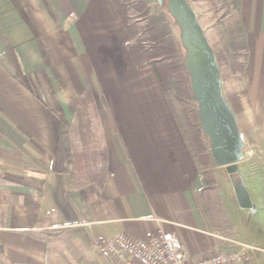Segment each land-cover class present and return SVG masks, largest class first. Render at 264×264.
<instances>
[{
    "label": "crops",
    "instance_id": "crops-1",
    "mask_svg": "<svg viewBox=\"0 0 264 264\" xmlns=\"http://www.w3.org/2000/svg\"><path fill=\"white\" fill-rule=\"evenodd\" d=\"M239 18L248 58L240 81L226 62L222 92L255 144L264 142V0H239ZM127 42L110 0H0V264H98L89 235L142 237L159 224L190 261L244 242L200 205L202 176ZM86 90L95 136L83 142L75 114ZM86 149L104 153L90 161L98 170L105 159L101 186H75L73 156ZM60 231L76 235L71 253Z\"/></svg>",
    "mask_w": 264,
    "mask_h": 264
},
{
    "label": "trees",
    "instance_id": "trees-1",
    "mask_svg": "<svg viewBox=\"0 0 264 264\" xmlns=\"http://www.w3.org/2000/svg\"><path fill=\"white\" fill-rule=\"evenodd\" d=\"M197 14V20L209 43L218 41L233 78L240 81L248 58L245 31L239 18V0H188ZM127 34V50L137 69L151 68L174 120L185 140L188 150L203 179L200 205L209 219L218 227L230 228L231 223L221 209H214L222 218H214L212 204L217 200L213 177L212 156L208 149L197 113L191 84L183 64L184 49L175 33L165 6L156 0H110ZM132 10V13H130ZM174 21V19H173ZM175 23V22H174ZM90 92L86 90L78 103L75 119L78 136L83 142L93 140L90 108ZM94 147V146H93ZM96 148V146H95ZM94 152V153H93ZM104 155L96 149L74 153V183L81 187L90 183L101 186L105 178L106 163L98 170L92 167L91 154ZM104 157V156H103ZM217 207V206H216Z\"/></svg>",
    "mask_w": 264,
    "mask_h": 264
},
{
    "label": "water",
    "instance_id": "water-1",
    "mask_svg": "<svg viewBox=\"0 0 264 264\" xmlns=\"http://www.w3.org/2000/svg\"><path fill=\"white\" fill-rule=\"evenodd\" d=\"M156 1L160 7H166L179 29V41L184 49L183 64L197 104L201 128L208 138L213 164L223 166L230 174L237 172V163L243 159L245 144L235 113L222 92L214 49L188 0ZM232 185L239 207L253 210L246 186L241 181H233Z\"/></svg>",
    "mask_w": 264,
    "mask_h": 264
},
{
    "label": "rangeland",
    "instance_id": "rangeland-1",
    "mask_svg": "<svg viewBox=\"0 0 264 264\" xmlns=\"http://www.w3.org/2000/svg\"><path fill=\"white\" fill-rule=\"evenodd\" d=\"M130 13H132V10H130ZM170 21L175 33L179 34V29L174 23L173 19H170ZM210 44L214 49L216 60L220 68V74L224 78H226L227 61L225 59L222 47L218 41H211ZM152 73L158 84L159 90H161L153 70ZM224 85L225 89L228 90V84L226 83V80L224 82ZM147 92L149 94H153L150 88ZM120 93H124V87H122ZM136 93L137 91H133V94ZM149 104L153 105L154 103L150 102ZM134 108L141 112H146L145 109H152V107H147L144 105L140 106V104L138 103H135ZM89 109L88 111H90ZM241 128L242 130H244L243 125L241 126ZM241 133L244 137L245 146L243 159L237 163L238 171L230 174L225 170L223 166L217 167L215 169L213 168L214 165L211 166V170H213V177L215 178L214 180L216 183L215 194L217 197V200H215V202H213L212 204L211 211L214 218H218V215L222 218V215H220V213H215L214 211V209L217 208L221 209L225 218L232 225H234V227L232 228H226L227 232L230 235L234 236L235 238H239L244 242L254 243L256 246H258L257 244H259L264 249V142L258 140L255 141V144H250L247 139L245 140V134L243 133V131H241ZM206 141L208 142V139ZM233 181H241L246 186L252 202H255L258 207H256L255 214H251L252 211L249 209L239 208L232 185ZM61 236H67L69 238L70 243L66 244L65 247L66 250L71 253V250L76 247L74 245L73 239L76 238V235L70 232L62 234L61 231L54 235L55 239H59ZM255 252L256 251H254L253 253ZM253 257H256L255 264H264V251L259 252L257 256L253 255Z\"/></svg>",
    "mask_w": 264,
    "mask_h": 264
},
{
    "label": "built area",
    "instance_id": "built-area-1",
    "mask_svg": "<svg viewBox=\"0 0 264 264\" xmlns=\"http://www.w3.org/2000/svg\"><path fill=\"white\" fill-rule=\"evenodd\" d=\"M242 137V133H240ZM234 251L217 250L197 261L188 260L179 238L161 224L155 232L142 237L125 232L112 235H89L86 245L98 264H255L253 252L260 250L254 243L236 242Z\"/></svg>",
    "mask_w": 264,
    "mask_h": 264
}]
</instances>
